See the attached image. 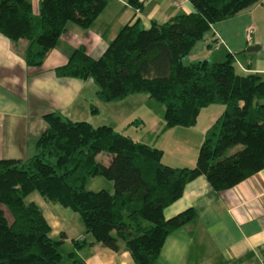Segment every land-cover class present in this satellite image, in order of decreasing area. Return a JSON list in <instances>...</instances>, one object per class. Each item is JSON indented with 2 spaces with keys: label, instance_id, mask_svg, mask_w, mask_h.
Here are the masks:
<instances>
[{
  "label": "trees",
  "instance_id": "obj_1",
  "mask_svg": "<svg viewBox=\"0 0 264 264\" xmlns=\"http://www.w3.org/2000/svg\"><path fill=\"white\" fill-rule=\"evenodd\" d=\"M108 1L39 0L33 15L30 0H0V35L12 46L24 40L23 62L38 68L68 23L87 29ZM124 1L135 11L141 8L140 0ZM187 1L190 13L152 22L147 29L128 23L99 58L78 47L53 73L90 80L102 103L146 95L163 108L159 134L193 127L201 109L222 106L204 132L193 167L165 166L159 149L109 127L45 114L35 153L25 160H0V264H61V240L49 239L38 209L23 202L31 192L77 214L93 243L113 252L121 246L133 264H158L165 238L195 218L191 209L169 219L162 215L186 183L203 176L218 194L264 170V81L237 72L231 54L218 63H181L211 25L260 0ZM235 146L239 149L229 153ZM101 154L110 157L106 164L96 159ZM93 177L110 181L111 191H86ZM86 244L74 241L73 247Z\"/></svg>",
  "mask_w": 264,
  "mask_h": 264
},
{
  "label": "crops",
  "instance_id": "obj_2",
  "mask_svg": "<svg viewBox=\"0 0 264 264\" xmlns=\"http://www.w3.org/2000/svg\"><path fill=\"white\" fill-rule=\"evenodd\" d=\"M38 2L30 0L33 15L37 14ZM140 2L141 8L135 11L124 0H109L87 29L68 23L38 68L25 66L24 40L12 46L0 35V160L31 157L36 139L46 128L43 116L55 112L68 121L106 126L113 132L128 134L135 142L157 148L165 166L193 167L204 132L220 116L222 106L201 109L193 127H172L159 134L163 108L146 95L102 103L96 99L90 80L57 78L53 73L78 47L91 59L99 58L128 23L137 21L147 29L152 22L163 24L192 11L187 0L178 7L171 6L169 0ZM248 29L250 39L246 41ZM250 46L257 49L245 52ZM228 54L237 72L254 74L264 81V0L211 25L181 63H218ZM23 202L38 209L49 228L48 238L61 240L57 247L61 264H133L121 246L113 252L93 243L85 235L79 216L69 209L44 201L36 192L26 195ZM186 209L193 210L195 218L165 238L158 264H264V170L218 194L203 176H198L185 184L181 196L162 215L169 219ZM81 240L88 244L75 249L73 242ZM63 247L68 250L64 259L60 252Z\"/></svg>",
  "mask_w": 264,
  "mask_h": 264
},
{
  "label": "rangeland",
  "instance_id": "obj_3",
  "mask_svg": "<svg viewBox=\"0 0 264 264\" xmlns=\"http://www.w3.org/2000/svg\"><path fill=\"white\" fill-rule=\"evenodd\" d=\"M171 6H173V5H171ZM173 7H176V6H173ZM238 149H239V146H235L229 151V153H232V152H234V151H236ZM109 158H110L109 156L101 154V155L97 156L96 159L101 161V163H107L108 162L107 160H109ZM107 184H109V188H105V186ZM84 189L86 191H90V192H96V191H99V190H106V191L109 190V191H111L112 183L110 181L102 178V177H93L92 179H90V180H88L86 182ZM60 252L62 253L61 254L62 258L63 259L66 258V255H67L66 253L68 252V250H66V248L63 247V248H61Z\"/></svg>",
  "mask_w": 264,
  "mask_h": 264
},
{
  "label": "built area",
  "instance_id": "obj_4",
  "mask_svg": "<svg viewBox=\"0 0 264 264\" xmlns=\"http://www.w3.org/2000/svg\"><path fill=\"white\" fill-rule=\"evenodd\" d=\"M183 2H184V0H169V3L173 6H176V7L180 6L181 3H183ZM249 36H250V29L246 30V32H245L246 41H249V39H250ZM212 49H216V46L212 45ZM242 71H243V69H242Z\"/></svg>",
  "mask_w": 264,
  "mask_h": 264
},
{
  "label": "water",
  "instance_id": "obj_5",
  "mask_svg": "<svg viewBox=\"0 0 264 264\" xmlns=\"http://www.w3.org/2000/svg\"><path fill=\"white\" fill-rule=\"evenodd\" d=\"M257 48H255V46H250L248 48L245 49V52H250V51H253V50H256Z\"/></svg>",
  "mask_w": 264,
  "mask_h": 264
}]
</instances>
